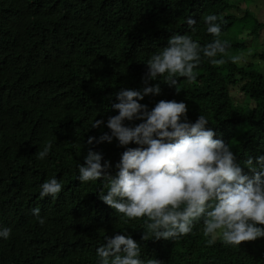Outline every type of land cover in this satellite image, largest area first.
Instances as JSON below:
<instances>
[{"label":"trees","instance_id":"16d2710c","mask_svg":"<svg viewBox=\"0 0 264 264\" xmlns=\"http://www.w3.org/2000/svg\"><path fill=\"white\" fill-rule=\"evenodd\" d=\"M262 0H0V264H99L96 250L105 237L130 236L140 259L160 264H264V237L239 246L203 234L202 220L192 231L170 240H143L145 218L128 220L103 203V180L81 183L79 166L89 150L111 163L127 148L98 143L122 89L142 90L147 61L174 35H189L201 48L227 42L224 60L213 65L200 53L196 79L164 77L159 95L142 101L151 111L161 101L184 102L187 119L203 115L235 156L244 174L247 161L260 168L264 157V20L250 8ZM251 4V6H250ZM250 9V10H249ZM216 15L219 37L207 31L204 17ZM191 17L193 28L187 25ZM252 61H241L244 56ZM234 57L239 60L233 62ZM245 97L235 101L232 89ZM95 120L104 123L92 128ZM144 121L125 120L135 127ZM95 138L91 145L89 138ZM154 138H156L154 136ZM51 142L49 154L37 152ZM56 178L62 190L40 198L41 185ZM40 208L41 225L32 209ZM258 227H264L257 225Z\"/></svg>","mask_w":264,"mask_h":264},{"label":"clouds","instance_id":"9594fccd","mask_svg":"<svg viewBox=\"0 0 264 264\" xmlns=\"http://www.w3.org/2000/svg\"><path fill=\"white\" fill-rule=\"evenodd\" d=\"M216 15H207L204 21L208 33L219 37L221 27ZM189 28L196 21L187 19ZM227 42L214 39L203 48L189 35H174L168 46L159 49L147 61L148 72L142 90L122 89L116 93L118 103L113 108L118 115L109 117L107 128L111 136L103 134L98 143L112 142L115 137L119 146L135 143L141 147L127 148L115 165L116 175L109 174L111 163L102 165V155L89 150L84 164L79 166L81 183L103 180L108 191L100 199L128 220L147 218L142 239L170 240L189 234L194 222L202 220L203 234L222 239L226 245L239 246L264 237V157L258 158L261 167H247L252 175L243 173L235 162L230 147L211 129L208 120L199 115L195 123L187 119L184 102L159 101L147 110L142 101L148 95H159V84L147 86L149 80L164 77L170 87L178 84L177 76L189 82L196 79L194 69L199 66L200 53L210 58L213 65L224 60L214 59L227 50ZM239 60L234 57L233 62ZM144 121L133 127L124 126V121ZM104 121L95 120L91 127L99 128ZM154 136L156 138H154ZM95 138H89L91 145ZM52 144H45L37 152L43 160ZM62 190L61 183L52 178L41 185L40 198H55ZM40 208L32 214L43 225ZM11 229H0V238L8 239ZM105 243L97 248L99 264H160L155 259L146 262L140 259V245L130 236L116 234L105 237Z\"/></svg>","mask_w":264,"mask_h":264},{"label":"rangeland","instance_id":"374dc122","mask_svg":"<svg viewBox=\"0 0 264 264\" xmlns=\"http://www.w3.org/2000/svg\"><path fill=\"white\" fill-rule=\"evenodd\" d=\"M254 5L251 6V10L255 11V13L262 19L264 20V0H262L259 4L256 5V3H252ZM249 9V10H250ZM241 61H246V62H250L252 61V58H249L248 56H244L243 58H241ZM232 94H233V98L235 101L238 102H244L245 101V97L239 93V91L237 90V88L232 89Z\"/></svg>","mask_w":264,"mask_h":264}]
</instances>
